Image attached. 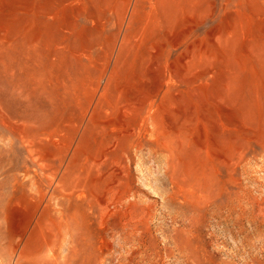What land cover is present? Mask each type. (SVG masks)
Segmentation results:
<instances>
[{"label":"rangeland","instance_id":"1","mask_svg":"<svg viewBox=\"0 0 264 264\" xmlns=\"http://www.w3.org/2000/svg\"><path fill=\"white\" fill-rule=\"evenodd\" d=\"M0 264H264V0H0Z\"/></svg>","mask_w":264,"mask_h":264}]
</instances>
